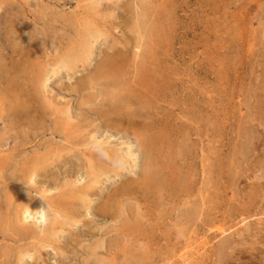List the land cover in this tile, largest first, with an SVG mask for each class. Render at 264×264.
<instances>
[{
    "label": "rangeland",
    "instance_id": "374dc122",
    "mask_svg": "<svg viewBox=\"0 0 264 264\" xmlns=\"http://www.w3.org/2000/svg\"><path fill=\"white\" fill-rule=\"evenodd\" d=\"M1 112L0 264H264V0H0Z\"/></svg>",
    "mask_w": 264,
    "mask_h": 264
},
{
    "label": "bare ground",
    "instance_id": "6f19581e",
    "mask_svg": "<svg viewBox=\"0 0 264 264\" xmlns=\"http://www.w3.org/2000/svg\"><path fill=\"white\" fill-rule=\"evenodd\" d=\"M96 37H97V36H96ZM94 40H95V39H94ZM11 50H12V49H11ZM84 51H85V50H84ZM12 54H13V53H12ZM20 60H21V59H20ZM73 63H74V62H73ZM15 64H18V63L15 62ZM11 65H12V63H11ZM19 65H20V64H19ZM71 65H72V64H71V61H69V62H64V63L62 64V66L59 67V70L62 69V68H64V69H65V68H70ZM13 66H14V65H13ZM16 66H17V65H16ZM11 69H12V66H11ZM13 69H14V68H13ZM17 70H18V69H17ZM53 70H54V69H53ZM55 72H57V71H55ZM13 73H14V72H13ZM17 74H18V73H17ZM18 75H20V74H18ZM38 75H39V74H38ZM45 75H46V74H45ZM54 76H55V74H54V72H53V76L48 77V78L45 79L43 82H44L45 84H47L48 81H49L51 78H53ZM105 77H106V76H105ZM38 78H39V77H38ZM13 81H14V78H13V79H9V78H8L5 82L3 81V83L6 84L5 87H7L6 90H8V88L13 87V85H12V82H13ZM41 81H42V80H41ZM36 83H38V81H37ZM5 84H3V85H5ZM31 84H32V83H30V86L33 85V84H32V85H31ZM3 85H2V86H3ZM38 85H39V84H38ZM37 87H38V86H37ZM2 88H3V87H2ZM25 88H26V86H25ZM13 89H14V87H13ZM16 89H17V88H16ZM18 89H19V87H18ZM20 89H22V88H20ZM16 91H17V90H16ZM124 91H125V90H124ZM19 92H20V91H19ZM39 92H40V91H39ZM125 92H126V91H125ZM2 93H3V92H2ZM17 93H18V92H17ZM40 93H41V92H40ZM45 93H46V92H45ZM6 94H7V93H6ZM42 94H44V93L42 92ZM19 95H20V94H19ZM44 95H45V94H44ZM2 96H3V95H2ZM35 96H36V95H35ZM49 96H50V95H49ZM8 97H9V92H8ZM10 97H11V94H10ZM41 97H42V95H41ZM18 98H19V97H18ZM23 98H24V97H23ZM31 98H32V97H31ZM42 98H43V97H42ZM6 99H7V98H6ZM11 99H12V98H11ZM26 99H27V98H25V100H26ZM29 99H30V98H29ZM6 101H7V100H6ZM11 101H12V100H11ZM22 101L24 102V99H23ZM26 101H27V100H26ZM26 101H25V102H26ZM17 102H18V100H17ZM25 102H24L23 104H26ZM12 103H13V102H12ZM7 104H8V103H7ZM18 104H19V102H18ZM16 105H17V104H16ZM16 107H17V106H16ZM19 107L22 108V107L19 105L17 109H19ZM23 108H24V107H23ZM27 108H28V107H27ZM27 108H26V109H27ZM5 109H6V108H5ZM24 109H25V108H24ZM32 109L34 110V112L37 111V109L35 110V107L32 108ZM32 109H31L30 111L33 112ZM11 110H13V109H11ZM27 110H28V109H27ZM1 111H2V110H1ZM7 111H8V110H7ZM15 111H18V110L15 109ZM30 111H29V112H30ZM46 111H47V110H46ZM5 112H6V111H5ZM5 112H4V113L1 112L0 114H2V113L5 114ZM20 112H21V114H22V112H23V114H24L25 111L21 110ZM12 113H13V112H12ZM16 113H17V112H16ZM16 113H15V114H16ZM94 113H96V112H94ZM21 114H19V115H21ZM23 114H22V115H23ZM25 114H26V113H25ZM28 114H30V113H28ZM67 114H68V113H67ZM6 115H7V113H6ZM9 115H10V114H8V116H9ZM32 115H33V113L30 114V117H31ZM36 115H37V112H36ZM4 116H5V115H4ZM4 116H3V117H4ZM24 116H25V115H24ZM27 116H29V115H27ZM38 116H39V114H38ZM40 116H41V115H40ZM67 116H69V114H68ZM103 116H104V114H103ZM109 116H110V115H109ZM6 117H7V116H6ZM33 117H35V116L33 115ZM8 118H9V117H8ZM17 118H18V117H17ZM22 118H25V119H26V116H25V117H22ZM31 118H32V117H31ZM0 119H1V118H0ZM5 119H6V118H5ZM34 119H35V118H34ZM14 120H15V119H14ZM16 120H17V119H16ZM16 120H15V121H16ZM18 120H19V119H18ZM28 120H29V118H28ZM32 120H33V119H32ZM103 120H104V119H103ZM22 121L24 122V120H22ZM26 121H27V120H26ZM26 121H25V122H26ZM108 121H109V120H107V122H108ZM8 122H9V121H8ZM17 122H18V121H17ZM20 122H21V121H20ZM20 122H19V123H20ZM25 122H24V123H25ZM28 122H29V121H28ZM32 122H33V121H32ZM105 122H106V120H105ZM105 122H104V124L107 123V122H106V123H105ZM9 124H10V123H9ZM22 124H23V123H22ZM28 124H30V123H28ZM28 124H27V125H28ZM109 124H111V123H109ZM24 125H25V124H24ZM33 125H34V123H33ZM35 125H36V124H35ZM57 125H59V124H57ZM117 125H118V124H117ZM15 126H16V125H15ZM93 126H94V125H93ZM106 126H108V125L106 124ZM8 127H9V126H8ZM10 127H11V126H10ZM18 127L20 128L19 125H18ZM22 128H23V127H22ZM38 128H39V127H38ZM10 129H11V128H10ZM15 129H16V128H15ZM24 130H25V129H24ZM29 130H30V129H29ZM58 130H59V129H58ZM58 130H57V131H58ZM124 130H125V129H124ZM16 131H17V130H16ZM20 131H22V130H20ZM27 131H28V130H27ZM34 131L36 132V130H34ZM34 131L32 130V131H30V132H34ZM22 132H24V133L26 134L25 131H22ZM60 132H61V131H60ZM28 133H29V131H28ZM54 133H55V131H54ZM31 134H33V133H31ZM26 135H27V134H26ZM33 135H34V134H33ZM58 135H60V134H57V136H58ZM148 135H149V134H148ZM60 136H61V135H60ZM60 136H59V137H60ZM60 138H61V137H60ZM62 138H63V137H62ZM68 138H69V137H68ZM74 138H75V137H74ZM52 139H53V138H52ZM108 139H109V138H108ZM108 139H107V140H108ZM64 140H65V139H64ZM97 140H98V139H97ZM104 140H105V139H104ZM107 140H106V142H107ZM73 141H74V139H73ZM81 141H82V140H81ZM110 141H111V140H110ZM27 142H28V141H27ZM65 142H66V141H65ZM106 142H105V143H106ZM108 142H109V141H108ZM60 143H61V142H60ZM69 143H70V142H69ZM71 143H72V142H71ZM100 143H101V142H100ZM149 143H150V142H149ZM75 144H76V143H75ZM95 144H97V146L99 147L98 142H96ZM2 145H4V144L2 143ZM78 145H80V144H78ZM103 145H104V144H103ZM161 145H162V144H161ZM69 146H70V145H69ZM69 146H68V148H69ZM80 146H81V145H80ZM22 147L24 148V146H22ZM22 147H21V148H22ZM70 147H71V146H70ZM86 147H87V146H86ZM107 147H108V146H107ZM154 147H155V146H154ZM72 148H73V147H72ZM74 148H75V145H74ZM105 148H106V147H105ZM108 148H109V147H108ZM11 149H12V148H11ZM80 149H82V148H80ZM15 150H16V149H15ZM75 150H77V148H76ZM75 150H74V152H75ZM84 150H85V149H84ZM97 150H98V149H97ZM18 152H19V151H18ZM72 152H73V151H72ZM96 152H97V151H96ZM98 152H99V151H98ZM164 152H165V151H164ZM129 154H130V153H129ZM129 154L127 153V155H129ZM162 154H163V153H162ZM43 155H44V154H43ZM130 155H131V154H130ZM46 156H48V155H46ZM55 156H56V154H55ZM63 156H64V155H63ZM63 156H61V157L64 158ZM113 156H114V155H113ZM40 157H41V156H39L38 158H40ZM91 157H92V156H91ZM43 158H44V157H43ZM125 158L128 159V156L125 157ZM33 159H35V158H33ZM85 159H86V158H85ZM114 159H115V158H114ZM136 159H137V158H136ZM48 160H51V159H48ZM104 160H105V158L103 159V161H104ZM15 161H16V160H15ZM37 161H38V160H37ZM45 161H46V158H45ZM53 161H54V160H53ZM27 162H28V161H27ZM47 162L50 164L49 161H47ZM55 162H56V161H55ZM53 163H54V162H53ZM132 163H133V162H132ZM15 164H16V163H15ZM28 164H31V163H28ZM38 164H39V163H37V165L34 164V165H33V168H31V170L33 169V171L35 172V170H36L37 167L39 166ZM42 164H44V163H42ZM45 164H46V163H45ZM45 164H44V165H45ZM87 164H88V163H87ZM91 164H92V163H91ZM125 164H126V163H125ZM127 164H128V163H127ZM47 165H48V164H47ZM47 165H45V166H47ZM52 165H53V164H51V166H52ZM98 165H99V164H98ZM98 165H97V166H98ZM25 166H26V163H25ZM25 166H23V167H25ZM29 166H30V165H29ZM31 166H32V164H31ZM26 167H27V166H26ZM26 167H25V168H26ZM25 168H23V169H25ZM27 168H28V167H27ZM39 168H41V167H39ZM39 168H38V169H39ZM42 168H43V167H42ZM88 168H89V167H88ZM102 168H103V167H102ZM105 168H106V167H105ZM23 169H22V170H23ZM90 169H91V168H90ZM99 169H100V168H99ZM103 169H104V168H103ZM25 170H26V169H25ZM39 170H40V169H39ZM106 170H107V169H106ZM108 170H109V169H108ZM129 170H130V169H129ZM15 171H16V170H15ZM43 171H44V169H43ZM46 171H47V170H46ZM91 171H92V170H91ZM96 171H99V170H96ZM25 172H26V171H25ZM39 172H41V171H39ZM86 172H87V171H86ZM99 172H100V171H99ZM111 172H112V171H111ZM123 172H124V171H123ZM89 173H90V172H89ZM91 173H92V172H91ZM100 173H101V172H100ZM107 173H108V172H106V174H107ZM143 173H144V172H143ZM24 174H25V173H24ZM24 174H22V175H24ZM26 174H27V173H26ZM34 175H35V174H34ZM37 175H38V173H37ZM90 175H91V174H90ZM100 175L102 176V174H100ZM25 176H26V175H25ZM31 176H33V175H31ZM31 176H30V177H31ZM166 176H167V175H166ZM147 177H149V175H148ZM147 177L144 176V178H146V179H147ZM150 177H151V176H150ZM153 177H154V176H153ZM28 178H29V177H28ZM94 178H95L96 181H99V180H97V178H98L97 176H94ZM154 178H155V177H154ZM22 179H23V178H22ZM22 179H21V182H22ZM146 179H145V180L143 179V180H144L143 182H145ZM148 179H149V178H148ZM165 179H166V178H165ZM14 180H15V179H14ZM25 180H26V178H25ZM25 180H23V181L25 182ZM29 180H30V183L33 182V178H32V179H29ZM18 181H19V180H18ZM26 181H27V180H26ZM133 181H134V180H133ZM150 181H151V179H150ZM152 181H154V180L152 179ZM152 181H151V182H152ZM146 182H147V181H146ZM151 182H150V183H151ZM15 183H16V181H15ZM22 183H23V182H22ZM26 183H27V182H26ZM34 183H35V181H34ZM34 183H33V184H30V185H33V186H34ZM74 183H75V182H74ZM78 183H79V181H78ZM80 183H81V182H80ZM147 183H148V182H147ZM150 183H149V184H150ZM164 183H165V182H164ZM27 184H28V183H27ZM27 184H26V185H27ZM71 184H72V182H71ZM97 184H98V183H97ZM144 184H145V183H144ZM146 185H147V184H146ZM151 185L154 186L153 183H152ZM27 186L29 187V184H28ZM148 186H150V185H148ZM155 186H156V185H155ZM30 187H31V186H30ZM34 187H35V186H34ZM92 187H93V186H92ZM77 188H78V187H77ZM145 188H146V187H145ZM89 189H90V187H89ZM121 189H122V188H121ZM121 189L119 190L120 193H118L119 196L122 194V193H121V191H122ZM125 189H126V188H125ZM178 189H179V188H178ZM31 190H32V189H31ZM37 190H38V189H37ZM73 190H74V189H73ZM83 190H84V189H83ZM91 190H92V189H91ZM117 190H118V189H117ZM117 190H115V191H117ZM130 190H131V189H130ZM132 190H133V189H132ZM150 190H151V189H150ZM156 190H157V189H156ZM174 190H175V189H174ZM45 191H47V190H45ZM52 191H53V190H50V191H48V192H46V193L41 192V193H43V194H40V195H39L40 198H41L40 200H38V201L36 200L37 202H36V203H33V204L28 203V207H27V208H26V206H25L26 209L24 208V210L22 211V213H23V219H24L27 223H29V222H31V221H34V219L36 218V216H34L35 214H33V212H32L33 210L31 211V208H32L33 206H36L35 209H40V210L42 211L41 213L44 212V211H43V210H44V207H45L44 205H45V203L48 201V200H47L48 197L46 198L45 194H48L49 192L52 193ZM78 191H79V190H78ZM78 191H77V192H78ZM119 191H118V192H119ZM127 191H129V189H127ZM147 191H148V190H147ZM53 192H54V191H53ZM63 192H64V191H63ZM70 192H71V191H70ZM77 192H76V193H77ZM135 192H136V191H135ZM26 193H27V192H26ZM59 193H60V192H59ZM129 193H132V191H131V192H128V194H129ZM166 193H167V192H166ZM118 194H117V196H118ZM50 195H51V194H50ZM52 195H53V194H52ZM57 195H58V194H57ZM73 195H74L73 193H68L67 195L64 194L63 197H62V199H61L60 201H58V199L56 200V202L54 203V206H55V208H58V213L63 212L64 210H66V208H67V209H70V206L67 205V203L65 202L64 198H66V197H67V199H68V198H75ZM88 195H89V194H88ZM126 195H127V193H126ZM175 195H176V194H175ZM59 196H60V195H59ZM80 196H81V195H80ZM80 196H79V198H80ZM90 196H91V195H90ZM119 196H118V197H119ZM123 196H124V195H123ZM123 196H122V198H123ZM30 197H31V196H30ZM82 197H83V196H82ZM82 197H81L80 199H82ZM120 197H121V196H120ZM49 198H50V197H49ZM52 198H54V196L51 197V199H52ZM57 198H58V197H57ZM87 198H88V197H87ZM29 199H30V198H29ZM80 199H79V200H80ZM83 199H85V198H83ZM88 200H89V199H88ZM34 201H35V200H34ZM86 201H87V200H86ZM86 201H85V202H86ZM107 201H109V200H107ZM107 201H106V202H107ZM27 202H28V199H27ZM29 202H31V201L29 200ZM67 202H68V201H67ZM69 202H70V200H69ZM73 202H74V201H73ZM87 202H89V201H87ZM87 202H86V203H87ZM112 202H113V201H112ZM24 203H25V202H24ZM47 203H48V202H47ZM29 204H30V205H29ZM52 204H53V203H52ZM80 204H81V202H80ZM108 204H109V203H108ZM18 205H19V204H18ZM20 205H21V203H20ZM26 205H27V204H26ZM21 206H22V205H21ZM54 206H53V208H54ZM68 206H69V208H68ZM71 206H72V205H71ZM82 206H83V205H82ZM82 206H81V207H82ZM84 206H85V205H84ZM6 207H7V205H6ZM72 207H73V206H72ZM86 207H87V206H86ZM86 207H85V208H86ZM105 207H106V206H105ZM18 208H19V206H18ZM46 208H47V207H46ZM49 208H50V207H49ZM82 208H83V207H82ZM88 208H89V206H88ZM96 208H97V206H96ZM5 209H6V208H5ZM7 209H8V208H7ZM50 209H51V208H50ZM74 209H75V208H74ZM101 209H102V208H101ZM101 209H100V210H101ZM2 210H3V209H2ZM15 210H16V209H15ZM17 210H18V209H17ZM54 210H55V209H54ZM72 210H73V209H72ZM91 210H92V209H91ZM96 210H98V209H96ZM103 210H105V209H103ZM113 210H114V209H113ZM116 210H117V209H116ZM38 211H39V210H38ZM38 211H37V212H38ZM75 211H77V210H75ZM98 211H99V210H98ZM35 212H36V211H35ZM111 212H112V211H111ZM7 213H8V211H7ZM38 213H39V212H38ZM54 213H55V212H54ZM65 213H66V212H65ZM76 213H77V212H76ZM98 213H99V212H98ZM17 214H18V213H17ZM17 214H15V216H16ZM44 214H45V213H44ZM68 214H69V213H68ZM107 214H108V213H107ZM110 214H111V213H110ZM4 215H5V214H4ZM38 215H39V214H38ZM100 215H101V214H100ZM111 215H112V214H111ZM114 215H116V214H114ZM17 216H18V215H17ZM33 216H34L35 218H34ZM59 216H60V215H59ZM69 216H70V214H69ZM9 217H10V216H9ZM19 217H20V214H19ZM64 218H65V217H64ZM118 218H120V217H118ZM7 219H8V217H7ZM10 219H11V217H10ZM14 219H15V218H14ZM19 219H20V218H19ZM41 219H42V218H41ZM62 219H63V218H62ZM8 220H9V219H8ZM12 220H13V218H12ZM15 221H17V219H16ZM57 221H58V220H57ZM9 222H10V220H9ZM38 222H39V221H38ZM63 222H64V221H63ZM27 223H26V224H27ZM43 223H44V222H43ZM51 223H52V222H51ZM58 223H59V221H58ZM60 223H61V222H60ZM60 223H59V224H60ZM26 224H25V225H26ZM22 225H24V224H22ZM22 225H21V226H22ZM32 225H33V224H32ZM36 225H38V224H36ZM64 225H65V224H64ZM18 226H19V225H18ZM45 226H46V225H45ZM3 227H5V226L3 225ZM7 227H8V226H7ZM33 227H34V226H33ZM35 228H36V227H35ZM19 229H20V228H19ZM36 229H37V228H36ZM36 229H35V230H36ZM40 229H42V228H40ZM8 230H9V229H8ZM8 230H7V231H8ZM28 230H30V229H28ZM42 230H43V229H42ZM0 231H1V230H0ZM10 231H11V230H10ZM20 231H21V229H20ZM30 231H31V230H30ZM37 231H38V230H37ZM24 232H25V231H24ZM39 232H40V231H39ZM39 232H38V233H39ZM16 233H17V232H16ZM20 233H23V232H20ZM27 233L29 234V232H27ZM27 233H26V234H27ZM30 233H31V232H30ZM36 233H37V232H36ZM38 233H37V234H38ZM2 234H3V233H2ZM41 234L43 235V233H41ZM56 234H57V233H56ZM20 235H21V234H20ZM30 235H31V234H30ZM10 236H11V235H10ZM17 236H18V235H17ZM23 236H25V235H23ZM39 236H40V235H39ZM20 237L22 238V236H20ZM28 237H29V236H28ZM31 237H32V235H31ZM17 238H18V237H17ZM24 238H25V237H23V239H24ZM29 239H31V238H29ZM39 239H40V238H39ZM18 240H20V238H19ZM21 240H22V239H21ZM26 240H27V239H26ZM40 240H42V239H40ZM33 241H34V240H33ZM35 242H36V241H34L33 244H35ZM55 242H56V241H55ZM31 244H32V243H31ZM33 244H32V245H33ZM38 245H39V244H38ZM231 246H232V245H231ZM40 248H41V247H40ZM44 249H45V248H44ZM111 250H112V249H111ZM222 250H223V248H222ZM96 254H97V252H96ZM29 255H30V254H29ZM19 257L21 258V256H19ZM29 257L32 258V255L29 256ZM33 257H34V256H33ZM40 257H41V255H40ZM223 257H224V256H223ZM23 259H24V258H23ZM25 260H26V259H25ZM25 260H23V261H25ZM30 260H31V259H30ZM99 262H100V261H99ZM101 262H102V261H101ZM5 264H6V263H5ZM8 264H9V263H8ZM88 264H89V263H88Z\"/></svg>",
    "mask_w": 264,
    "mask_h": 264
}]
</instances>
